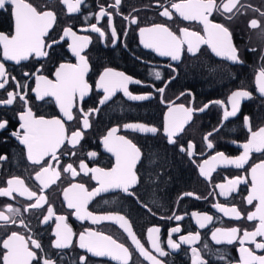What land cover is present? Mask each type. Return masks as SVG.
<instances>
[{
	"label": "flooded vegetation",
	"instance_id": "1",
	"mask_svg": "<svg viewBox=\"0 0 264 264\" xmlns=\"http://www.w3.org/2000/svg\"><path fill=\"white\" fill-rule=\"evenodd\" d=\"M39 10H52L57 16L56 24L46 38L59 39L65 27H70L78 36H88L89 45L82 55L86 56L89 63V71L86 79L90 85V93L83 101L79 102V108H73L76 117L72 121H65L69 133L81 127L80 121L83 114L80 109L88 111L99 108L98 112H92L89 116L90 127L83 130V139L68 151L75 152V156L61 155L57 153L59 161L45 158V164L50 162L60 177L55 183L41 190V184L35 179L36 172L42 165H35L27 158V151L19 141L9 133L19 128L18 113L22 111V103L17 100L12 106H0V119L8 120V128L0 131V156L6 159L0 160V187H6V181L13 177H19L30 191L37 195H44L47 203L39 209L24 211V208L35 202L25 196L13 193V198L0 197V210H5L7 205L19 208L20 215L17 222L23 219L28 225L18 227L11 225L7 229L0 228V241L6 238L12 231L19 232L26 237L31 235L37 239L43 247V251L36 250L43 258H50L54 264H79V256L86 257V264H119L118 261L107 257H93L85 250L78 247V237L86 228L103 232L113 236L118 242L124 243L132 252L129 264H148L139 253L136 252L127 234L111 221H103L92 224L89 220L76 218L75 210L67 207L63 192L74 183H83L89 191L98 187V184L88 176L80 173L72 177L70 173L63 172V168L72 163L79 172V163L83 160L89 168L99 167L105 170L115 164V157L107 152L102 143L107 132L117 128V135L130 139L141 151V159L137 163L136 173L138 182L129 189L128 193L121 189H109L100 192L93 197L87 206V210L94 215H123L129 220L132 230L141 244L152 251L148 241V229L158 227L161 247L168 253L164 257H158L164 264H192V248H196L205 264H239V242L233 244H217L212 239V232L217 229H241L254 230L258 221L246 219L249 211H254V205H247L245 197L250 191V176L248 184L238 186L236 192L228 196L220 195L217 184L226 183L237 175L248 176L246 171L251 164L264 159V155L253 153L249 164L245 169H236L234 166L218 164L210 173V179L200 175L199 165L205 160H210L217 152H223L229 158L239 156L245 143L250 136L244 117L250 118V126L253 131L264 127V97H261L255 88V76L264 66V39H261V31L264 30V0H240V4L232 13L221 15L214 12L210 17L215 23H220L229 28L232 33L233 43L238 49V56L243 63L231 61L215 56L207 45H201L196 55L188 53L185 49L179 61H173L170 57L161 56L152 49L145 48L140 41L139 29L151 27L162 23L170 27L173 32L179 34L180 27L203 34V26L195 21H183L179 16H173L172 20L161 17L163 10L159 5L168 6L167 0H122L119 9H113L108 5L114 0H85L78 13L68 14L66 6L60 0H30ZM219 2V0H218ZM99 5H104L112 15V27L108 25V17H103L99 22L95 15L99 12ZM243 5V7H241ZM250 6V7H249ZM253 9H259L254 11ZM230 16L231 19H225ZM85 17H88L86 20ZM124 17H128L125 19ZM135 18L137 23L130 20ZM257 19L260 28L251 29L249 23ZM97 24L105 32L104 37L90 31L92 24ZM117 32V38L111 36L112 28ZM84 29H89L85 31ZM14 31L13 18L10 11L0 10V32L11 34ZM70 38H64L60 43L54 44L47 49L49 55L44 58H30L29 61L16 65L11 61L4 62L6 69L21 84H27V99L29 106L37 116L49 118H61L58 105L54 98L45 97L37 100L32 89L35 88V75L43 74L49 79H55L54 73L61 63L75 64L77 58L72 55L69 45ZM251 49H254L251 50ZM42 66L40 73H35L36 68ZM123 72L134 80L141 83H130L128 91L132 95H148L146 100H131L123 91H117L103 105L99 100L103 92L96 88L100 74L106 69ZM175 69V71H173ZM27 71L29 76H24ZM161 74L156 79L155 73ZM35 73V75H33ZM164 87L161 94L157 89ZM248 90L252 93L251 99L242 100L236 116L223 118L224 109L214 101H223L224 107L231 111V105L227 103L228 97L233 91ZM7 90L15 91V82L9 79ZM24 91V89H20ZM190 94V95H189ZM6 98V90H0V99ZM184 104L186 107L199 109L205 104L209 107L203 111H194L192 121L186 125L184 131L173 139L175 144L168 143L164 134V118L169 105ZM126 124H144L148 127H156L157 133H142L126 129ZM218 129V130H217ZM212 132L208 137L213 148H207L205 135ZM194 143V155H187V143ZM180 146L186 151L181 152ZM65 151V149H61ZM95 152L96 156L89 158L87 153ZM193 193L186 196L185 193ZM196 197H200L197 199ZM221 204L224 207L236 206L243 217L236 220L219 212L214 205ZM51 206L56 215L66 217V223L73 230V246L69 249L58 250L52 245L55 241V216L47 223H43L46 209ZM210 215L213 217L210 223L200 228L196 218L192 215ZM174 216H183L182 220L174 219ZM180 227L179 233H171V229ZM171 233V239L179 243L182 235L199 233V240L192 245L181 244L179 249L168 248L167 241ZM264 238L258 237L257 240ZM247 247H254L247 245ZM0 244V254L3 253ZM154 255H158L153 252ZM257 254L264 252L257 251ZM35 264V262H34Z\"/></svg>",
	"mask_w": 264,
	"mask_h": 264
},
{
	"label": "snow or ice",
	"instance_id": "2",
	"mask_svg": "<svg viewBox=\"0 0 264 264\" xmlns=\"http://www.w3.org/2000/svg\"><path fill=\"white\" fill-rule=\"evenodd\" d=\"M66 6L67 13H78L81 11V6L85 4V0H60ZM122 0H114V3L108 5L113 9H119ZM168 6L159 5L163 10L159 13L161 17L172 20L174 14L179 16L183 21H195L203 26V34L198 31L190 30L187 27H180L179 34L173 32L166 24L158 23L151 27H143L139 29L140 41L145 48H149L157 52L161 56L170 57L173 61H179L181 54L186 47L188 53L196 55L201 45H207L215 56L231 61L232 63H243L239 59L238 49L233 43L232 33L229 28L223 24L215 23L210 20L214 12L221 15L232 13L234 9L239 11L238 5L240 0H167ZM243 7V5H241ZM250 7V6H249ZM39 10L30 0H0V10L10 11V15L14 22V31L11 34L0 32V57L2 61H11L16 65H21L23 61H29L30 58L40 59L47 57L49 52L47 49L53 47L54 44L60 43L64 38H70L69 45L72 55L77 58L75 64L61 63L56 68L55 79H49L43 74L35 75L42 71V66L35 69V88L32 91L37 100H44L45 97H52L59 107V111L63 116L61 118L46 119L43 116H37L29 106L27 99L28 85L21 84L7 71L5 63L0 62V90H6V98L0 99V106H12L19 100L22 103V111L18 115L19 128L11 131L9 134L15 137L27 151V158L35 165H42L40 170L36 172L35 179L40 182L41 190L50 186V183H55L60 177V172L50 163H44L46 157L51 160L59 161L58 152L61 155L75 156V152L67 150L66 146L76 148L83 139V130L90 127L89 116L92 112H98L99 108L84 111L83 119L80 121L81 127L68 132L65 121H72L76 117L73 114V108H79V102L83 101L90 93V85L86 79L89 71V63L86 56L82 55L84 49L89 45L90 38L88 36H78L70 27L63 29V34L59 39H51V42L46 40L49 37L50 31L53 29L57 21V16L54 11ZM259 11V9H253ZM264 16V12L260 13ZM103 17H108V25L112 27V15L106 10L104 5H99V12L95 15V19L99 22ZM128 19V17H124ZM87 20L88 17H85ZM225 19H231L230 16H225ZM130 23L135 24L137 20L132 18ZM251 29L260 28V23L257 19H252L249 23ZM88 31L89 29H84ZM90 31L98 33L100 37L105 36V32L101 30L97 24L90 26ZM111 36L117 38L115 28H112ZM261 39H264V30L261 31ZM254 51V49H251ZM264 59V57H262ZM175 71V69H173ZM24 76H29L30 73L25 71ZM156 79L161 78L159 72L155 73ZM9 79L15 82V91L7 90ZM130 83L139 84V80L127 76L123 72L114 71L111 68H106L99 76L96 83V88L102 90L103 97L99 100V104L103 105L117 91H123L125 96L131 100H146L148 95H132L128 91ZM255 88L261 97H264V66L260 68L255 76ZM24 89V91H20ZM161 94L165 91L164 87L157 89ZM190 95V94H189ZM252 93L248 90H236L231 93L227 99V103L231 105V111L224 107L223 101H214L223 111V118L227 120L229 117L237 115L240 103L242 100L251 99ZM209 107L208 104L203 105L199 109L186 107L184 104L175 105L174 102L169 105L168 112L164 118V134L168 139V143L175 144L173 138L182 133L193 118L194 111L203 112ZM244 124L247 126L250 133L247 141L240 145L243 149L242 153L235 157L229 158L223 152H217L210 160H205L199 165L200 175L206 179H210V173L215 170L216 165L223 164L234 166L236 169H245L249 164L253 153L264 155V127L253 131L250 126V118L244 117ZM126 129L138 131L142 133H157L156 127H148L144 124H126ZM8 128V120L0 119V131ZM218 130V129H217ZM118 129L112 128L103 138V145L107 152L115 157V164L110 169L99 167L89 168L88 165L81 160L79 163V172L73 167L72 163H68L63 172L70 173L74 178L80 173L88 176L91 173L90 179L94 180L98 187L89 191L83 183H74L66 188L63 192L64 200L67 202L69 209L75 210L76 218L83 221L89 220L92 224H99L103 221H111L119 226L134 245L139 256L147 261L148 264H164L158 257H164L168 253L161 247L158 233L160 229L153 227L148 229V241L152 251H149L141 244L132 230V226L128 219L123 215H94L87 210L89 202L100 192L108 191L109 189H121L123 192L132 195L129 189L137 182L136 173L137 163L141 159V151L130 139L122 135H117ZM213 135L209 132L203 137L207 142V148H213L212 142L208 137ZM194 143H187V155L191 158L194 155ZM65 151H61V149ZM179 150L185 152L184 146H180ZM89 158L95 157V152L87 153ZM6 157L0 156V160ZM248 176L237 175L232 179H227L226 183L217 184L216 187L220 190V195L228 196L230 193L236 192L238 186L249 183L250 176V191L245 197L247 205L252 206L254 211L247 213L248 221H258L254 225V230L244 229L241 234V229L232 227L230 229L217 228L212 232V239L217 243L233 244L239 242V264H264V254H257V251L264 252V239L257 240L258 237L264 238V159L250 165L246 170ZM6 187H0V197L13 198V193L20 196H25L28 200L35 202L27 205L24 211L30 209L42 208L47 203V198L44 195H37L36 192L30 191L25 186L24 181L19 177H13L6 181ZM186 196H193L189 192ZM199 199L200 197H196ZM214 207L225 216H230L236 220L243 217L242 213L236 206L224 207L217 203ZM20 209L7 205L5 210H0V228L7 229L11 225L27 228L28 225L23 219L17 222L16 217L20 215ZM47 214L43 216L42 222L47 224L54 216L56 220L55 241L53 247L58 250L69 249L73 246V230L65 222L66 217L56 215L53 207L49 206L46 209ZM196 218V223L200 228L206 226L213 219L210 215L192 214ZM176 220H182L183 216H174ZM180 227L171 229V233H179ZM171 233L167 241V246L170 249H179L181 244L192 245L199 240V233L182 235L179 237V243L171 239ZM3 253L0 254V264H54L50 258H43L38 255L36 250L43 251L42 244L33 236H25L19 232L12 231L2 241ZM253 245L254 247H247ZM78 247L91 254L93 257H107L111 260L118 261L119 264H129L132 259V252L124 243L118 242L113 236L100 231L85 229L79 234ZM156 253L158 255L153 254ZM79 264H86V257L79 256ZM192 264H205L201 259L200 253L196 248H192Z\"/></svg>",
	"mask_w": 264,
	"mask_h": 264
}]
</instances>
